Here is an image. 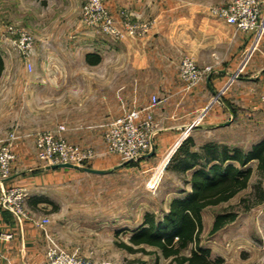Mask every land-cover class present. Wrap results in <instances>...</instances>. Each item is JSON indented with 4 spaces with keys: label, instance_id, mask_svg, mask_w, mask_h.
Masks as SVG:
<instances>
[{
    "label": "rangeland",
    "instance_id": "374dc122",
    "mask_svg": "<svg viewBox=\"0 0 264 264\" xmlns=\"http://www.w3.org/2000/svg\"><path fill=\"white\" fill-rule=\"evenodd\" d=\"M100 1L119 35L116 32L117 36H111L103 29L89 25L85 13L91 8L92 0H0V53L6 62L2 78L8 79L1 82L4 85L0 84V88L5 91L0 97V141L7 143L12 134L16 137L11 147L16 159L10 177L18 174L28 180L40 168L26 158L21 160L23 156H18L16 144L33 140L37 159L35 141L38 134L54 132L60 126L66 127L65 137L69 143L94 151L95 158L86 167H100V170L118 167L125 162L109 154L104 143L108 124L114 118L143 107H133L117 117L91 119L94 124L99 121L93 129H79L91 121L80 117L76 107L61 112L66 115L64 118L58 114L54 118L52 111L44 107L45 104L41 109H36L35 105L38 104L30 101L31 88L26 84L28 79L34 77V69L31 67L30 71L29 66H32L35 48H40L38 56L42 64L47 61V49L50 50L51 46L75 45L77 33L83 29L114 41L128 38L141 40L155 27L158 13H161L164 17L162 20L167 24L192 13L217 18L212 10L230 0H142L144 4H149L148 12L143 11L147 13L144 16L132 10V0L130 4H126L128 0ZM134 1L140 4V0ZM143 10H146V6H143ZM24 36L31 40V45L22 50L20 42ZM55 49L52 48V52ZM252 128L246 125L245 129H227L219 140L232 147L248 149L253 143L264 139V129ZM157 131L155 129L152 133L153 142ZM164 152L159 156L155 153L148 159L131 162L108 175L87 176L64 169L65 176H55L54 182L43 186L44 190L38 192L40 200L51 201V208L47 212H36L27 206L32 198L28 189L31 181L24 179L20 184L4 187L22 189L27 195V215H32L34 219L49 218V228L54 230V236L50 233L53 238L63 248L84 260L99 264H174L160 256L157 261L154 254L128 253L118 246L121 242L129 243L132 233L142 226L146 212L157 216L166 213L172 196H179L180 191L188 188L182 176L166 169L169 162L165 166L162 164L168 151ZM37 164L43 163L37 159ZM251 165L255 167V163ZM254 184L255 179L251 181V186ZM251 192L250 187L230 202L207 208L203 212L202 245L212 250L214 258H221L222 264H264V205L252 208L247 213L241 210L240 205L241 200ZM232 208L239 210L238 219L222 232L211 236L216 215ZM152 250L147 248V251Z\"/></svg>",
    "mask_w": 264,
    "mask_h": 264
},
{
    "label": "crops",
    "instance_id": "0c3cea01",
    "mask_svg": "<svg viewBox=\"0 0 264 264\" xmlns=\"http://www.w3.org/2000/svg\"><path fill=\"white\" fill-rule=\"evenodd\" d=\"M143 2L140 0V4H135L132 0L131 7L136 14L144 16L147 13L143 11L148 12L149 4ZM140 5L146 6V10ZM163 18L158 13L155 27L141 40L114 41L83 29L77 33L75 45L47 49V61L42 64L38 56L40 48H35L32 60L34 77L26 83L31 88L30 101L38 104L36 109L45 104L54 118L57 114L64 118L66 115L61 112L76 107L80 117L91 121L79 129H93L99 121L94 124L91 119L123 115L133 107L149 105L153 96L165 98L153 109L158 122L154 140L156 155L168 151L162 164L188 137H192L197 146L211 141L229 145L219 140L227 129H245L246 125L252 129H264L261 103L264 94V37L246 58L253 34L238 31L212 15L192 13L169 24ZM52 48H56L55 52ZM185 56L193 58L201 68L212 67L206 79L188 93L184 92L178 73ZM3 61L5 70L6 62ZM5 81L8 79L1 75L0 84L4 85L1 82ZM4 92L0 88V97ZM15 149L18 156H23L21 160L27 159L40 168L28 180L14 174L2 185L20 184L24 179L31 181L28 189L32 198L27 206L36 212H47L51 201L40 200L38 192L54 182L55 176H65L64 169L47 170V166L37 164L33 140L20 141ZM183 195L180 191L179 196ZM48 230L53 235L54 230L49 227ZM0 231L12 236L0 243V264H46V239L31 221L20 222L12 213L0 210ZM204 248L210 250L214 258L212 250Z\"/></svg>",
    "mask_w": 264,
    "mask_h": 264
},
{
    "label": "trees",
    "instance_id": "16d2710c",
    "mask_svg": "<svg viewBox=\"0 0 264 264\" xmlns=\"http://www.w3.org/2000/svg\"><path fill=\"white\" fill-rule=\"evenodd\" d=\"M3 70L0 54V76ZM166 169L182 176L188 190L181 191L183 197L171 200L166 213L157 216L146 212L142 226L132 233L129 243H118L119 248L128 253L154 254L157 261L160 256L174 264H222L221 258H212L210 250L202 246L203 212L230 202L250 187L252 192L240 202L241 210L247 213L264 205V139L246 149L214 141L197 146L188 137ZM239 215L234 208L217 214L210 235L224 230Z\"/></svg>",
    "mask_w": 264,
    "mask_h": 264
},
{
    "label": "built area",
    "instance_id": "2783aa9c",
    "mask_svg": "<svg viewBox=\"0 0 264 264\" xmlns=\"http://www.w3.org/2000/svg\"><path fill=\"white\" fill-rule=\"evenodd\" d=\"M212 14L238 31L253 34V43L245 53L246 58L256 50L258 43L264 37V0H230L227 4L213 9ZM85 15L92 27L101 28L105 33L117 36V31L100 0H92L91 8L86 10ZM30 45L31 40L24 36L20 42V48L25 50L30 48ZM31 67L30 65V71L32 70ZM211 72V66L201 68L193 58L184 57L178 68L184 92L188 93L196 89ZM217 98L214 99V102L217 101ZM165 100V98L161 99L153 96L149 105L139 109L135 108L123 116L114 118L108 124L104 136L107 152L118 156L122 162H135L138 157L147 154L151 149L152 133L158 127L153 109ZM261 103L264 107V94L261 96ZM65 132L66 127L60 126L54 132L39 133L35 141L37 159L43 165L66 163L78 167L89 166L90 161L95 158L94 151L69 143L65 137ZM15 138V134H12L7 143L0 141L1 185L10 178L12 166L16 159L11 149ZM170 159L171 156L167 163ZM26 196V193L20 188L10 189L2 185L0 189V210L12 213L20 222L24 220L31 221L33 225L42 231L46 239V264H99L91 260H84L68 249L63 248L48 230L50 226L49 218L34 219L32 215L28 216L25 208ZM11 238L10 234L0 233V243Z\"/></svg>",
    "mask_w": 264,
    "mask_h": 264
},
{
    "label": "water",
    "instance_id": "95a60500",
    "mask_svg": "<svg viewBox=\"0 0 264 264\" xmlns=\"http://www.w3.org/2000/svg\"><path fill=\"white\" fill-rule=\"evenodd\" d=\"M156 153V148H155V144L153 142V140L151 139V149L147 154L141 155L140 157H138L137 160H142V159H148L152 156H154ZM131 161H127L121 165H119L118 167H115L111 170H100V169H93V168H89V167H78L72 164H55V165H50L47 166L46 169L47 170H55V169H73L76 171H81V172H85V173H90V174H99V175H105V174H109L112 173L113 171L122 168L124 166H127L128 164H130Z\"/></svg>",
    "mask_w": 264,
    "mask_h": 264
}]
</instances>
